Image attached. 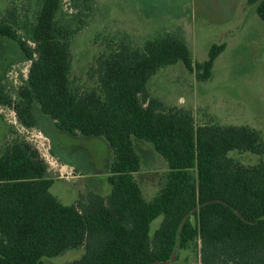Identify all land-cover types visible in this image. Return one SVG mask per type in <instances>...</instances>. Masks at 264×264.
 <instances>
[{
  "label": "trees",
  "instance_id": "1",
  "mask_svg": "<svg viewBox=\"0 0 264 264\" xmlns=\"http://www.w3.org/2000/svg\"><path fill=\"white\" fill-rule=\"evenodd\" d=\"M72 1H82L87 15L93 11L94 0ZM251 1L264 20V0ZM37 4L27 21L15 9L8 17L0 10V36L15 41L30 62L15 101L0 70V105L13 104L20 123L32 128L37 103L58 129L105 139L113 155L111 191L88 190L63 203L50 191L55 180L48 163L30 142L14 137L0 152V264H43L73 249L84 253L65 264H165L176 250L178 259L191 248H200L202 264H264V159L244 165L230 155L264 157L261 133L197 124L191 110L167 106L149 88L161 68L178 62L208 80L225 43L212 44L200 63L177 34L158 33L143 43L122 37L94 58L92 83L81 86L72 78V42L81 25L62 19L64 0ZM134 138L151 142L167 161L152 199L136 177L142 156Z\"/></svg>",
  "mask_w": 264,
  "mask_h": 264
},
{
  "label": "rangeland",
  "instance_id": "2",
  "mask_svg": "<svg viewBox=\"0 0 264 264\" xmlns=\"http://www.w3.org/2000/svg\"><path fill=\"white\" fill-rule=\"evenodd\" d=\"M256 5L251 0H94L93 11L87 15L81 11L82 1L64 0L62 19L81 25L72 42V78L81 86L91 84L88 73L94 58L122 37L143 43L158 33L171 32L188 43L194 62L200 63L208 58L212 44L225 43L208 80H198L196 72L178 62L153 76L150 92L167 106L191 110L197 124L245 125L264 138V20ZM37 8V0H0L6 17L15 9L21 20H32ZM19 33L25 35L24 29ZM29 65L19 45L0 36V70L13 101L27 80ZM34 113L38 125L28 128L18 120L13 104L0 105V152L16 136L30 142L49 165V176L55 180L50 191L65 204L88 190L109 193L113 155L105 139L75 137L58 129L37 103ZM134 140L142 156L136 177L145 197L152 199L164 180L167 161L151 142ZM230 155L244 165L264 159L251 152ZM161 221L162 217L153 221L151 233ZM83 253L84 249L69 250L45 258L43 264H65ZM171 264H202L200 248L180 251Z\"/></svg>",
  "mask_w": 264,
  "mask_h": 264
},
{
  "label": "water",
  "instance_id": "3",
  "mask_svg": "<svg viewBox=\"0 0 264 264\" xmlns=\"http://www.w3.org/2000/svg\"><path fill=\"white\" fill-rule=\"evenodd\" d=\"M176 256H177V250L174 252L172 258L170 260H168V261H165L164 263L165 264H171L175 260Z\"/></svg>",
  "mask_w": 264,
  "mask_h": 264
}]
</instances>
